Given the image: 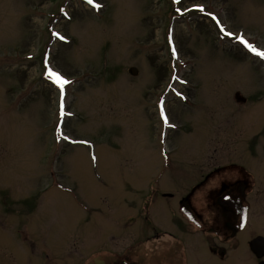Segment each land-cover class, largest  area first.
I'll return each mask as SVG.
<instances>
[{"label":"rangeland","instance_id":"rangeland-1","mask_svg":"<svg viewBox=\"0 0 264 264\" xmlns=\"http://www.w3.org/2000/svg\"><path fill=\"white\" fill-rule=\"evenodd\" d=\"M238 36L264 52V0H0V264L264 262V59Z\"/></svg>","mask_w":264,"mask_h":264},{"label":"snow or ice","instance_id":"snow-or-ice-1","mask_svg":"<svg viewBox=\"0 0 264 264\" xmlns=\"http://www.w3.org/2000/svg\"><path fill=\"white\" fill-rule=\"evenodd\" d=\"M87 2H88L89 4H93V3H94V0H87ZM94 6L97 7V8L100 7L99 4H95ZM201 11H203V9H201ZM213 19H215V17H213ZM221 31H222V32H225V35H226V36H232V35H233V33H231V32H226L223 28H221ZM57 35H59V34H57ZM59 38H60V39H64L63 36H60ZM236 38H237L238 41H239L241 44H243V45H244V46H245L250 52H253L255 55H257V56L260 57L261 59H264V52L259 51L256 47H254L252 44H250L248 41H246L242 36H238V37H236ZM47 74H48V78H49L50 80H53L54 83H56V84H58V85L60 86V88H61V96H63V86H64L65 84H67L68 81L65 80L64 77L61 76L59 73L54 72V71H52L51 69H48V73H47ZM161 115H164V113H163V109L161 110ZM167 122H168V121H167V117H165V123H167Z\"/></svg>","mask_w":264,"mask_h":264},{"label":"water","instance_id":"water-1","mask_svg":"<svg viewBox=\"0 0 264 264\" xmlns=\"http://www.w3.org/2000/svg\"><path fill=\"white\" fill-rule=\"evenodd\" d=\"M137 70L135 68L130 69V73L137 75ZM251 251L257 256V258L264 257V237H257L250 242ZM264 264V263H261Z\"/></svg>","mask_w":264,"mask_h":264},{"label":"trees","instance_id":"trees-1","mask_svg":"<svg viewBox=\"0 0 264 264\" xmlns=\"http://www.w3.org/2000/svg\"><path fill=\"white\" fill-rule=\"evenodd\" d=\"M184 208L187 210L188 209V206L186 203H184ZM188 215V213H186Z\"/></svg>","mask_w":264,"mask_h":264},{"label":"flooded vegetation","instance_id":"flooded-vegetation-1","mask_svg":"<svg viewBox=\"0 0 264 264\" xmlns=\"http://www.w3.org/2000/svg\"><path fill=\"white\" fill-rule=\"evenodd\" d=\"M224 220H227V219H224ZM235 220V219H234ZM232 226H233V224L232 223H230ZM234 227V226H233ZM230 230V229H229ZM262 260H264V258L262 259ZM259 262H260V260H259ZM260 264V263H259Z\"/></svg>","mask_w":264,"mask_h":264}]
</instances>
